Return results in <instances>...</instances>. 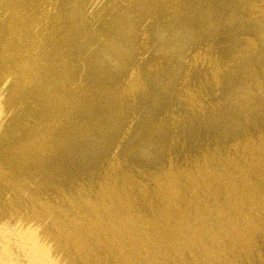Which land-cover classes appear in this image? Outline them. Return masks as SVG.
Masks as SVG:
<instances>
[{"label": "bare ground", "instance_id": "obj_1", "mask_svg": "<svg viewBox=\"0 0 264 264\" xmlns=\"http://www.w3.org/2000/svg\"><path fill=\"white\" fill-rule=\"evenodd\" d=\"M251 6L264 12L262 0ZM73 10L71 0H0V264H254L264 233V132L233 138L241 141L234 155L228 146L220 159L206 150L195 169L142 176L113 162L55 195L53 166L75 108L53 100L36 114L41 98L28 84L52 85L63 38L77 32ZM51 51L56 63L46 69ZM135 73L133 88L141 86ZM204 190L210 201L199 200Z\"/></svg>", "mask_w": 264, "mask_h": 264}, {"label": "rangeland", "instance_id": "obj_2", "mask_svg": "<svg viewBox=\"0 0 264 264\" xmlns=\"http://www.w3.org/2000/svg\"><path fill=\"white\" fill-rule=\"evenodd\" d=\"M71 1L77 32L71 40L62 37L52 85L38 91L28 84L41 98L31 106L36 114L53 100L75 108L53 166L55 195L113 162L142 176L195 169L206 150L220 159L228 146L234 155L232 145L241 141L233 138L264 132V12L251 6L256 0ZM55 56L47 55L46 69ZM68 64L70 76L62 71ZM135 72L141 86L133 88ZM213 196L204 190L199 200ZM262 235H256L261 253L253 254L254 264H264Z\"/></svg>", "mask_w": 264, "mask_h": 264}]
</instances>
